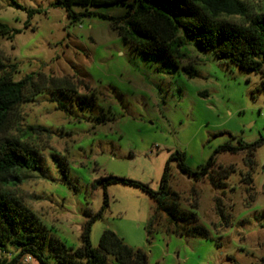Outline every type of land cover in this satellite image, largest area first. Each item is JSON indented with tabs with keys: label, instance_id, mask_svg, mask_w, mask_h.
Segmentation results:
<instances>
[{
	"label": "rangeland",
	"instance_id": "rangeland-1",
	"mask_svg": "<svg viewBox=\"0 0 264 264\" xmlns=\"http://www.w3.org/2000/svg\"><path fill=\"white\" fill-rule=\"evenodd\" d=\"M73 11L90 15L73 20L55 0H0V22L21 30L0 37V76L31 77L28 100L10 114L0 138H19L40 155L13 193L68 248L83 246L90 225L92 248L110 230L144 251L147 264H264V143L254 150L250 185L241 178L249 171L246 152H218L200 180L179 167L181 160L196 171L225 144L264 139L261 75L194 41L178 68L133 51L117 30L126 6ZM224 169L233 170L215 187L212 176ZM164 186L162 198L173 201L176 193L179 209L196 222L173 223L159 209L148 190L161 195ZM196 225L209 237L187 235ZM23 264L39 262L24 257ZM49 264L59 263L50 257ZM107 264L116 262L108 257Z\"/></svg>",
	"mask_w": 264,
	"mask_h": 264
},
{
	"label": "trees",
	"instance_id": "trees-1",
	"mask_svg": "<svg viewBox=\"0 0 264 264\" xmlns=\"http://www.w3.org/2000/svg\"><path fill=\"white\" fill-rule=\"evenodd\" d=\"M55 5L66 10L73 20L90 15L75 13L74 5L126 6L128 11L120 19L117 30L133 51L163 57L171 66L178 68V61L188 59L187 42L194 41L199 48L211 51L217 58L260 74L264 88V2L255 6L246 0H55ZM35 12L30 10L29 15ZM235 17L240 18L239 23L229 21ZM19 33L21 30H13L0 22V37L12 39ZM185 70L190 77L194 76L192 64H188ZM30 82V76L20 81H14L9 75L0 76V131L6 128L10 114L28 100L26 92ZM262 143L264 139L252 144L241 142L238 147L225 144L199 170H191L181 160L179 167L189 177L200 180L215 164L218 152H246L245 162L249 171L241 173V178L242 184L250 185L254 180L250 173L255 165L254 150ZM177 157L180 158V154ZM37 158H40L39 153L28 142L13 136L0 138V252L6 255L0 257V264H23L24 257L35 259L39 264H49L50 257L59 264H107L108 257H112L116 264H147L144 251L129 247L110 230L104 231L99 248L94 249L90 244L89 225L83 233V246L72 249L41 228L35 213L12 191L22 184V172L37 169ZM232 170L216 172L217 175L212 176V184L215 187L223 185L220 177ZM167 173L166 169L163 181ZM106 181L147 189L125 178L110 177ZM163 190L161 195L148 191L173 223L189 226L196 222L194 215L179 209L175 202L179 198L176 193L170 194L173 201H169L162 198L166 186ZM186 233L209 237L207 230L198 225L190 227Z\"/></svg>",
	"mask_w": 264,
	"mask_h": 264
},
{
	"label": "water",
	"instance_id": "water-1",
	"mask_svg": "<svg viewBox=\"0 0 264 264\" xmlns=\"http://www.w3.org/2000/svg\"><path fill=\"white\" fill-rule=\"evenodd\" d=\"M108 1H111V0H108Z\"/></svg>",
	"mask_w": 264,
	"mask_h": 264
}]
</instances>
